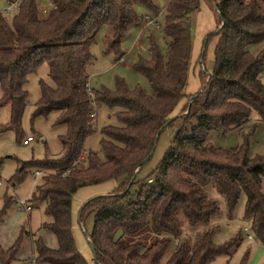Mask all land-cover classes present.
<instances>
[{"label":"trees","instance_id":"1","mask_svg":"<svg viewBox=\"0 0 264 264\" xmlns=\"http://www.w3.org/2000/svg\"><path fill=\"white\" fill-rule=\"evenodd\" d=\"M44 14L38 0H23L8 16L0 10L1 102L11 106L10 121L21 134L28 103L29 76L48 63L54 85L41 80V97L34 118L59 112L57 125L64 153L60 157L20 161L12 184L25 180L31 169L42 180L31 199L32 206L46 204L51 218L42 228L54 233L58 247L51 248L41 235L25 227L8 249L0 244V264H13L24 239L32 236L35 264H89L78 248L73 232V197L80 189L124 178L114 192L90 199L80 211V222L94 215L88 236L95 264H213L218 255L230 256L241 235L217 244L211 224L220 213L218 198L231 217L240 194L245 195L243 218L253 234L264 242V154L248 156V146L224 149L208 142L210 132L241 129L255 113L264 121V48L258 54L248 46L264 42V0H220L216 4L220 28L206 35L216 38L214 63L207 72L204 51L192 64V20L200 0H170L163 31L167 59L151 38L149 58L140 57L135 68L147 75L152 93L142 88L129 92L123 80L118 90L92 89L87 66V45L108 26L109 48L121 54V43L130 27H140L137 5L156 10L152 0H48ZM197 64L200 87L187 94L189 74ZM192 69V70H191ZM195 74V73H194ZM189 104L181 115L183 100ZM99 106L117 109V124L103 127L101 151H89L87 139L95 132L93 112ZM177 123L180 129L166 153L156 177H137L151 158L159 133ZM195 123V124H194ZM24 140V139H23ZM153 173L151 175H153ZM140 186L137 183L142 181ZM11 199L0 211V223ZM176 242L174 250L170 248Z\"/></svg>","mask_w":264,"mask_h":264},{"label":"rangeland","instance_id":"2","mask_svg":"<svg viewBox=\"0 0 264 264\" xmlns=\"http://www.w3.org/2000/svg\"><path fill=\"white\" fill-rule=\"evenodd\" d=\"M156 10H151L145 4L137 5V12L142 18L143 23L140 27L132 26L125 34L121 43V54H116L113 49L109 48L108 37L112 35V30L108 26H104L99 31L95 40L87 45V50L91 54V61L87 66L89 74V86L92 89L106 88L110 91L118 90V80H123L129 92H133L137 87L142 88L147 94L152 93V87L147 75L138 71L135 64L140 57L149 58V49L151 38L159 47L161 54L167 59V37L163 31L164 18L166 15V7L170 0H152ZM219 1V0H215ZM208 9L202 12L201 17L196 13L192 20V35L193 38H199L207 27H214L218 20V14L215 10L216 4L214 0L208 2ZM7 5V0H0V10H4ZM10 16V15H8ZM150 16L153 21L148 23L146 17ZM218 27L213 30L217 31L220 28V20ZM211 33V32H210ZM209 34V33H208ZM216 38L211 37L205 40L202 47L204 51V65L207 72L212 70L214 63V50ZM264 48V42L252 44L248 49L253 54H258ZM203 69L202 65L197 64L194 73L189 74V85L187 94H195L200 86L199 71ZM49 65L44 62L40 65L36 72L32 73L26 84V89L29 92L28 103L25 108L20 135L14 127L6 126L10 121L11 106L9 102H1L2 90L0 86V211L4 208L5 200L10 197L15 199L16 195L21 198L31 199L36 189V183L42 180V175H36L39 171L31 169L27 177L21 183L12 185V177L16 173L20 161H30L33 159H44L49 157H60L64 153L61 135L67 132V125H57L59 117L58 111H53L47 116L41 115L34 118L36 110V102L41 97L40 81L44 80L48 84L54 85V82L49 76ZM201 72V71H200ZM193 75L196 79L193 78ZM264 83V72L260 76ZM189 99L183 100V103L178 107L181 115L186 106L189 104ZM117 109H111L107 106H99L96 108L97 116L94 120L95 132L87 139V150L99 152L102 157L104 154L101 151V140L103 138L102 129L109 124H117L115 112ZM195 124V123H194ZM183 130L184 134L192 133V126H185L183 129L177 123L166 126L159 133L151 158L144 164L137 177L144 179L149 176V180H154L156 171L172 146V142L179 131ZM33 136L34 139L30 144L25 145L23 139ZM207 141L216 147L230 149L247 143L248 156L256 157L264 154V121L258 120L254 113L250 120L241 128L233 129L225 133L212 131L207 137ZM153 173V175H151ZM141 179V180H142ZM124 178L110 180L96 187L95 185L87 186L82 190L77 191L73 197L72 204V219L73 232L79 250L85 256L89 264H95L94 253L89 243V235L94 228V215H90L84 219V227L80 224V211L82 207L93 197L94 193L101 190L111 191L120 186ZM144 183L143 180L137 183L140 186ZM264 188V181L262 182ZM210 192V191H209ZM216 193V192H215ZM211 194V192H210ZM209 194V196H210ZM217 195V194H216ZM98 196V195H96ZM94 196V197H96ZM91 197V198H90ZM220 213L213 217L211 224L217 226L213 233V240L217 244H222L225 241L241 235L242 241L235 251L230 256L218 255L213 264H264V242H261L252 232L250 222L244 220V203L245 195L240 194L237 206L231 217L227 216L224 202L217 195ZM12 200L6 209L3 221L0 223V234L4 239V234L9 233L6 239H10V245L16 241L22 227L27 230L42 235L44 228H41L44 222H49L51 218L46 214V204L40 203L38 206H33V210L29 213L19 211L15 200ZM245 225L248 226L252 239H245ZM12 235V237H11ZM44 238V237H43ZM176 246V242H172L170 251L172 252ZM34 245L32 236L24 239L20 257L17 264H25V259L29 256H34ZM24 256V257H23ZM15 263V262H14Z\"/></svg>","mask_w":264,"mask_h":264},{"label":"crops","instance_id":"3","mask_svg":"<svg viewBox=\"0 0 264 264\" xmlns=\"http://www.w3.org/2000/svg\"><path fill=\"white\" fill-rule=\"evenodd\" d=\"M207 1L208 2H210V0H200V4H199V11L197 12L198 13V15L201 17V14H202V12H205L206 11V9H208V3H207ZM220 1V0H219ZM219 1H215L214 0V2H215V4H217ZM216 12H217V10H215ZM218 14V13H217ZM218 22H219V18H218V20H217V22H216V24L214 25V27H207V29H206V31H203L202 32V34H200V37L198 38H195V39H193V49H192V64H195L196 62H197V60L199 59V57H200V55H201V53H202V51H203V47H202V42H203V45H204V42H205V37H206V35L208 34V33H210V32H212L213 30H215L217 27H218ZM192 70V69H191ZM192 73V72H191ZM193 78L194 79H196L195 77H194V75H193ZM189 80H190V78H189ZM188 80V81H189ZM188 85H189V82H188ZM200 87V86H199ZM196 93V92H195ZM13 185V184H12ZM38 185V183H36V186ZM101 185H104L103 183H101V184H97V185H95L96 187H101ZM84 188H87V187H84ZM84 188H82V189H84ZM82 189H80V190H82ZM114 190H115V188L113 189V190H111V191H106V190H101V189H99L98 191H96L95 193H94V195H92L91 197H93L94 198V196H96V195H98V196H100V195H107V194H111V193H113L114 192ZM210 192H211V194H210V192H209V194H210V197H214V198H217V193H215V191L214 190H209ZM217 194V195H216ZM90 197V198H91ZM17 198H21V197H19L18 195H16V197H15V199L13 198V197H10V199H11V201L14 199L15 200V202H17ZM29 199V198H28ZM5 203H6V200H5ZM5 205V204H4ZM30 214V213H29ZM80 224H81V226L83 227V225H82V223L80 222ZM0 228H1V226H0ZM42 228V227H41ZM33 233V232H32ZM7 235H10L9 233H5L4 234V239H3V237L1 236V234H0V244L2 245V247L3 248H5V249H8V248H10L11 247V245H10V239L8 238V239H6V236ZM42 235H43V237H44V240H45V242L47 243V245L48 246H50L51 248H57L58 247V239H57V237H56V235L54 234V233H52L51 231H49V230H47V229H45V230H43V232H42ZM11 237H12V235H11ZM32 242H33V239H32ZM92 248V247H91ZM34 252V251H33ZM20 252L18 253V255H17V261H18V259H22V257L21 258H19L20 257ZM34 254V253H33ZM19 256V257H18ZM24 257V256H23ZM26 258H28V260L27 259H25L26 261H24L25 262V264H31V258H32V256H29V257H26ZM17 261H15V263H13V264H17ZM94 261H95V259H94Z\"/></svg>","mask_w":264,"mask_h":264},{"label":"built area","instance_id":"4","mask_svg":"<svg viewBox=\"0 0 264 264\" xmlns=\"http://www.w3.org/2000/svg\"><path fill=\"white\" fill-rule=\"evenodd\" d=\"M38 1H39L41 11L44 14H46L50 10V5H49L50 3L48 2V0H38ZM22 2H23V0H7V5H6L5 9L3 10L4 13L8 14V15L14 14L15 12H17L20 9ZM146 20L148 23H151L153 21V19L150 16H147ZM96 116H97V113L95 111V112H93L92 117L95 118ZM33 139H34L33 136H29L23 140V143L25 145H28V144H30V142ZM35 174L41 175L42 173L40 171H36ZM0 184H1V182H0ZM16 206H17V209L19 211H23L26 213H30L33 210V206L30 203L28 198H17ZM244 230H245V235H244L245 239H247V240L252 239V234L250 233L247 225H245ZM32 259L33 258H31V260ZM31 264H35V263H31Z\"/></svg>","mask_w":264,"mask_h":264}]
</instances>
